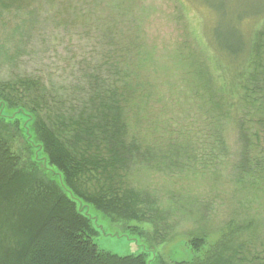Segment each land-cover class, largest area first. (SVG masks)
<instances>
[{"label": "rangeland", "instance_id": "1", "mask_svg": "<svg viewBox=\"0 0 264 264\" xmlns=\"http://www.w3.org/2000/svg\"><path fill=\"white\" fill-rule=\"evenodd\" d=\"M227 22L228 29L237 30L242 38L259 36L257 76L250 75L248 80L258 79L261 86L264 0L0 1V81L16 73L53 76L60 90L66 88L70 95L75 89L77 95L86 96L84 89L98 84L97 72L109 82L120 77L117 70H111L114 77L108 73L109 65H114L129 70L131 83H140L141 90L151 95L142 113L150 114L147 119L130 121L131 133L145 138L142 151L150 154L146 162L141 158L129 164L128 173H120L122 190L132 193L128 201L139 218L123 220L92 210L97 225L93 223L100 231L95 238L100 250L119 256L144 254L150 264L217 258L228 264H264L260 108L256 104L247 111L234 108L223 130L226 155L220 160L203 158L208 148L204 138L211 128L206 121L216 113L211 112L208 97L199 98L194 94L195 84L190 86L193 79L198 82L195 75L190 77V69L196 73L204 65L214 77L219 62L208 38L214 41L215 29L222 36ZM211 26L214 31L207 32ZM257 93L256 99H264V87ZM134 104L143 106L138 101ZM242 114L246 128L253 134L259 132L251 144L242 142L238 134ZM3 135L15 136L10 141L12 149L27 162L29 151L20 135L11 129ZM189 137L195 160L179 158L180 167L174 156L165 158L173 139L190 141ZM246 143L249 161L241 171V147ZM195 238L203 239L198 250L191 246Z\"/></svg>", "mask_w": 264, "mask_h": 264}, {"label": "trees", "instance_id": "2", "mask_svg": "<svg viewBox=\"0 0 264 264\" xmlns=\"http://www.w3.org/2000/svg\"><path fill=\"white\" fill-rule=\"evenodd\" d=\"M212 26L207 32L214 31ZM223 27L222 36L215 29L214 41L207 37L219 62L214 77L204 65L196 73L189 68L190 77L195 75L198 80L190 84H195L194 94L208 97L211 112L216 113L206 121L211 128L204 138L208 148L202 154L213 160L226 155L223 130L234 108L247 111L256 104L264 124V99L255 97L260 95L258 88L260 92L264 87V76L261 86L258 79L248 80L250 75L257 76L254 63L260 58L259 36L254 33L242 38L237 30L228 29L229 22ZM109 66L108 73L117 70L120 77L109 82L97 72L98 84L84 89L86 96L77 95L75 89L70 95L66 88L60 90L53 76L16 73L0 81V264H150L144 254L119 256L95 244L100 231L92 210L123 220L139 218L128 201L132 193L126 195L122 190L120 173H128L129 164L141 158L146 162L150 154L142 151L145 138L131 133L130 121L147 119L150 114L142 113L151 95L141 90L140 83H131L129 70ZM243 116L238 134L242 142L250 143L259 132L251 133ZM9 129L20 135L29 151L27 162L12 149L10 141L15 136L3 135ZM189 140L173 139L165 158L174 156L176 163L184 157L195 160L196 150L191 137ZM248 147L247 143L241 147L240 169L249 161ZM173 162L170 160L172 167ZM202 245V238L191 242L194 250ZM228 263L217 258L180 264Z\"/></svg>", "mask_w": 264, "mask_h": 264}]
</instances>
